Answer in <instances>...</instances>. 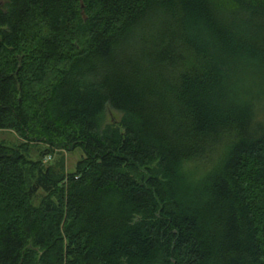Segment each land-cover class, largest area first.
Listing matches in <instances>:
<instances>
[{"label": "trees", "instance_id": "16d2710c", "mask_svg": "<svg viewBox=\"0 0 264 264\" xmlns=\"http://www.w3.org/2000/svg\"><path fill=\"white\" fill-rule=\"evenodd\" d=\"M3 128L0 264H264V0H0Z\"/></svg>", "mask_w": 264, "mask_h": 264}, {"label": "rangeland", "instance_id": "374dc122", "mask_svg": "<svg viewBox=\"0 0 264 264\" xmlns=\"http://www.w3.org/2000/svg\"><path fill=\"white\" fill-rule=\"evenodd\" d=\"M2 1V0H1ZM20 56H18V59ZM120 116V112L112 109L110 107H106L103 115V123L110 122L111 119L114 121L118 120ZM111 118V119H110ZM20 138L11 130V129H0V141L7 143V144H16ZM29 148V155L30 157H36L39 155L38 149L36 147H39V150L44 147L43 145L36 144ZM81 150L79 148H74L73 150L67 151L63 149H56L51 151V153H45L43 156V161L45 162H51L55 158H61L63 162V169L64 170H70L73 168V165L76 161V159L80 156ZM211 159L208 158H201V159H191L184 161L181 165V171L183 175L185 176V179L189 183H194L196 180H198L210 167ZM33 202H37V197L32 199ZM84 264H93L92 262L88 261Z\"/></svg>", "mask_w": 264, "mask_h": 264}]
</instances>
